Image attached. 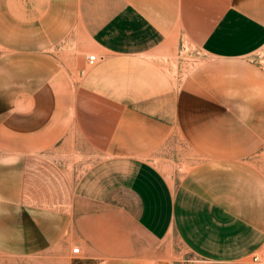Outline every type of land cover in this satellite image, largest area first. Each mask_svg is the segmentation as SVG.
<instances>
[{
    "label": "crops",
    "instance_id": "1",
    "mask_svg": "<svg viewBox=\"0 0 264 264\" xmlns=\"http://www.w3.org/2000/svg\"><path fill=\"white\" fill-rule=\"evenodd\" d=\"M263 45L264 0H0V251L259 264Z\"/></svg>",
    "mask_w": 264,
    "mask_h": 264
},
{
    "label": "rangeland",
    "instance_id": "2",
    "mask_svg": "<svg viewBox=\"0 0 264 264\" xmlns=\"http://www.w3.org/2000/svg\"><path fill=\"white\" fill-rule=\"evenodd\" d=\"M74 25L73 23H70L69 28H66V33L63 35L62 39L60 40L62 44L66 45V49H71L73 47L72 41H73V31H74ZM62 45V46H63ZM196 55L197 52L194 49H190V47H187L185 45H179L175 52L173 53L174 59L177 60V65L181 70H186L190 68L196 61ZM253 57L257 60V62L264 67V45L257 49L253 54ZM176 248L180 250L181 248L177 245ZM259 264H264V260L259 261ZM0 264H62L58 262L57 260H52L49 262V260L46 259V261L42 259V256L40 254L38 255H32L29 257H26L25 255H18L13 256L6 253H3L0 251Z\"/></svg>",
    "mask_w": 264,
    "mask_h": 264
},
{
    "label": "built area",
    "instance_id": "3",
    "mask_svg": "<svg viewBox=\"0 0 264 264\" xmlns=\"http://www.w3.org/2000/svg\"><path fill=\"white\" fill-rule=\"evenodd\" d=\"M93 59H94V54L93 53H90V54L87 55L88 62H92ZM77 249H78L77 246L71 247L72 251H77ZM251 259H252V261H255V262H259V261L264 260V241H263L261 247L256 252H254L252 254Z\"/></svg>",
    "mask_w": 264,
    "mask_h": 264
}]
</instances>
